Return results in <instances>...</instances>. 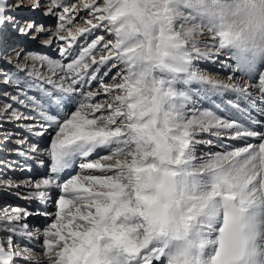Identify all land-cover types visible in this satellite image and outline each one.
Returning <instances> with one entry per match:
<instances>
[{
    "label": "snow or ice",
    "instance_id": "6c2138e0",
    "mask_svg": "<svg viewBox=\"0 0 264 264\" xmlns=\"http://www.w3.org/2000/svg\"><path fill=\"white\" fill-rule=\"evenodd\" d=\"M139 2L81 0L78 7L50 0L48 11L57 17V27L45 44L63 41L58 48L61 59L29 53L25 61H33L31 67L18 61V74L0 81L14 90L3 95L28 109L26 114L6 104L10 119L32 121L27 130L35 136L54 133L48 148L29 146L41 166L50 161L45 177L27 182L33 188L29 199L44 206L36 212L46 218L43 232L36 234L42 237L40 254L21 248L16 240L33 235L26 223L32 213L17 208L7 220L0 219V232L7 233V247L0 237V264H264V131L213 111L190 112L187 106L195 108L194 96L179 87L196 78L189 72L194 61L227 55L239 78H200L199 83L245 99L258 91L264 99V65L233 67L223 39L217 43L215 36H207L210 41L204 37L181 45L185 55L180 65L160 61V71L138 73L131 54L135 49L124 47L123 39L135 34L136 24L121 20L132 18L143 25ZM23 7L0 0V25L10 23L27 35L34 22L21 25L5 15ZM80 9L87 16L85 26L73 27V13L78 15ZM157 17L162 36L190 19L175 17L166 7ZM101 29L104 34L94 35ZM78 38L86 43L79 45ZM113 72V82L104 83ZM95 81L99 88L89 90ZM33 89L38 95L29 94ZM101 93L107 99L95 102ZM70 105L76 107L68 114ZM257 111L264 115V109ZM225 137L256 138L259 143L215 152L209 147L197 155L199 146ZM93 154L99 158L92 159ZM78 159L79 170L64 179L62 174ZM49 205L54 212L47 210Z\"/></svg>",
    "mask_w": 264,
    "mask_h": 264
},
{
    "label": "bare ground",
    "instance_id": "6f19581e",
    "mask_svg": "<svg viewBox=\"0 0 264 264\" xmlns=\"http://www.w3.org/2000/svg\"><path fill=\"white\" fill-rule=\"evenodd\" d=\"M4 2L13 6L17 3L24 2L25 5L23 8L18 10L13 8V10L7 11L5 15L14 16L21 25L34 22L36 27L29 31L27 35H20L19 31L13 29L10 23L0 25V81L5 79L6 76H14V74H18L16 68L18 61L21 64L27 63L28 66L31 67L33 61H25V56L29 53L47 56L54 60L61 59L58 48L64 43L63 41L53 39L51 44H45V42L49 40L50 36L56 32L57 27V24H55L56 16L49 13L48 11L50 7V0H4ZM29 4H36L37 7L27 9ZM54 11H58V9H55ZM79 13L78 15H73L74 22L82 15L83 16L79 21H85L87 19V17H85L84 10L80 9ZM72 26L84 27L80 23ZM37 28H42L43 31L38 33L36 31ZM101 34H103V32ZM59 35H66V33L64 34V32H61ZM33 37H35V39H33ZM206 39L208 41L211 40L210 37H207ZM85 43L86 41L84 39L78 38L79 45H83ZM9 45H11V47L7 50L6 48ZM76 51H79L78 46L76 47ZM97 52L99 55H101L99 51ZM17 53H20V55H17ZM99 55H97V57H99ZM63 62L67 63V60H64ZM230 65L231 60L226 55L218 56L215 59L194 61V66H196L195 68H198L199 71L203 69L205 70L203 72H205V74L209 75L210 77L224 81H227L230 76H236L238 78L239 74L234 73ZM114 75L115 73L112 76ZM112 82L113 81H109L105 83L111 84ZM189 85L195 91L197 87L202 88L201 92L199 93L200 96L198 97V102H194L195 108L193 109L191 106H187L190 112H201L203 110L202 107H207L222 118L236 120L239 123L251 125L254 130L264 131V127L260 125H253L251 120L248 119V117L251 116L252 119L260 121L261 125H264V115H261L257 111V109H264V99L261 98V95L258 91H253L251 97L248 98L252 104H255V107L249 109L248 112L244 111L241 113L237 112L231 106L223 110V106L230 105V101L238 102L237 105L242 104V107L240 105L239 107L244 109V104L247 99L240 96L238 93L234 91H225L222 93L216 92L214 95L211 94L213 96L210 99V90L207 88V86H203L199 82H192ZM98 88L99 84L94 86V88L91 90L96 91ZM5 91H9L10 94H14V90L11 86H4L0 84V219L7 220L8 215L13 214L17 208L26 209L32 213V215L26 218V223L30 227V230L33 234L32 237H16V240L19 242L21 248L28 247L32 249L34 254H40L42 237L36 234L38 232H43L46 226V218L43 215H37L36 212L41 211L44 206L40 205L38 201L29 199V194L33 188L28 185L27 182L31 180L34 184L36 180L45 177L50 170V161L45 159V164L47 167L41 166L38 162L37 156L29 151V146L31 144H37L42 150L45 149L44 146L46 138L50 135L51 131L45 133L43 136H35L32 133H29L27 130V125L33 123L32 121H16L10 119L11 112H5L6 104L11 103L14 109L19 108L21 112L26 114L29 113L27 108H22L14 104L10 100V96L5 97L3 95ZM30 95H38V93L35 89H33L31 90ZM106 98V95L101 93L100 96L96 98L95 102L103 101ZM212 99H216V102L219 103L220 107L217 106L218 104L216 102L215 103L217 105L214 104ZM35 130L40 131V128L37 127ZM202 138L207 139L208 137L205 135ZM21 140L25 141L22 146L18 144V141ZM257 140L258 139L256 138H247L246 140H231L225 137L221 142L211 146H199L197 149V155L199 156L204 152H207L209 147L213 152L231 150V148L240 145L246 146L247 143L255 144V141ZM94 156L96 157V154H93L92 157ZM78 165L79 164H77V169ZM70 171L71 170H66L65 173L62 174L63 177L65 174L70 173ZM85 171L87 172L89 170ZM91 171L98 173L96 170ZM51 195L55 197L56 193H52ZM47 210L49 212L55 211L54 207L51 205L47 207ZM0 237H3L5 247H7V233L0 232ZM18 264H25V262L23 260H19Z\"/></svg>",
    "mask_w": 264,
    "mask_h": 264
},
{
    "label": "clouds",
    "instance_id": "9594fccd",
    "mask_svg": "<svg viewBox=\"0 0 264 264\" xmlns=\"http://www.w3.org/2000/svg\"><path fill=\"white\" fill-rule=\"evenodd\" d=\"M138 6L143 25L132 18L121 20L136 24L135 34L123 39L124 47L135 49L131 54L136 57L138 73L145 69L160 71V61L170 67L180 65L185 55L181 45L207 36H215L217 43L223 39V51L232 58L233 67L237 63L264 65V0H140ZM165 7L175 17L190 19L177 25L174 33L162 36L157 13ZM189 72L196 76L190 83L211 78L194 66Z\"/></svg>",
    "mask_w": 264,
    "mask_h": 264
},
{
    "label": "rangeland",
    "instance_id": "374dc122",
    "mask_svg": "<svg viewBox=\"0 0 264 264\" xmlns=\"http://www.w3.org/2000/svg\"><path fill=\"white\" fill-rule=\"evenodd\" d=\"M97 2H98V4H102L103 3V0H97ZM67 3H68V5L69 6H71L72 4H76L78 7H79V5H80V3H81V0H67ZM22 4L23 5H25V3L24 2H22ZM31 9L32 7H31V4H29L28 6H27V9ZM61 9H58V11H60ZM74 14H77L76 12H74L73 13V15ZM80 14V13H79ZM83 16V15H82ZM81 16V17H82ZM80 17V16H79ZM81 17L80 18H77L76 20H75V22H74V26H75V24H77V23H80L81 25H83V26H85V21L84 20H81V21H79L80 19H81ZM85 17H87L86 16V13H85ZM57 22V17L55 18V24H57L56 23ZM179 25V24H178ZM16 30H18V29H16ZM103 32V30L101 29L99 32H97V33H95L94 35H99V34H101ZM64 34H65V32H64ZM104 34V33H103ZM102 35V34H101ZM203 47H204V45L203 44H201ZM200 46V45H199ZM202 46H200V47H202ZM11 47V45H9V46H7V50L9 49ZM96 55H99V53L98 52H96ZM227 56V55H226ZM64 63H66V62H64ZM194 67H196V66H194ZM197 70H198V68H196ZM200 69V68H199ZM118 70V69H117ZM203 71H205V70H201L200 72H202V73H205V72H203ZM114 74V72L109 76V77H105L104 78V83L105 82H109V81H113L112 80V75ZM107 79H109V80H107ZM97 84H99V81H96V82H93V84L92 85H90L89 86V90H91L92 88H94V86H96ZM185 86V87H184ZM179 87H180V89L182 90H190V92H191V94L194 96V102L196 103V102H198V97L200 96L199 95V93L201 92V89L202 88H198L197 87V89H196V91L195 90H193V88L192 87H190V85L188 84V85H183V84H181V85H179ZM193 92H192V91ZM195 91V92H194ZM198 92V93H197ZM213 91H210V93H209V97H210V99H211V97L216 93V92H213ZM30 94H31V91H30ZM211 94H213V95H211ZM99 99V98H98ZM107 99V98H106ZM197 100V101H196ZM213 100V102H214V104H216L218 107H220L219 106V103L218 102H216L217 100L216 99H212ZM248 101V102H247ZM216 102V103H215ZM247 102V103H246ZM246 102H245V104H244V110H245V112H248V110L249 109H251V108H253L251 105H253L252 104V102H250V100H246ZM238 102H232V104H237ZM250 103V104H249ZM241 107H242V104H239ZM250 105V106H249ZM231 105H226V106H223V110H225L226 108H228V107H230ZM75 107H76V105H70L69 106V108H67L66 109V111L68 112V114H70V112L71 111H73V110H75ZM202 111H205L206 109L208 110V111H212V110H210L209 108H207V107H202ZM244 118H245V116H244ZM52 135H54V133L53 132H51L50 133V135L46 138V142H45V146H44V148L46 149V148H48L49 146H50V142H51V137H52ZM258 143H259V140H257V141H255V144L256 145H258ZM240 146H245V145H240ZM240 146H237V147H240ZM104 153L105 152H101L100 153V155L102 156V154L104 155ZM95 158H99L97 155H96V157L94 156V157H92V159H95ZM81 162V160L80 159H78L76 162H75V164H74V167H73V169H70L71 171H70V173H68V174H65V176H64V179H67V178H70V176L71 175H74L75 174V172L76 171H78L79 170V168L77 169V164H79ZM86 174H88V171L86 172ZM90 174H99V173H96V172H92L91 171V173ZM56 196H58V193H56Z\"/></svg>",
    "mask_w": 264,
    "mask_h": 264
}]
</instances>
